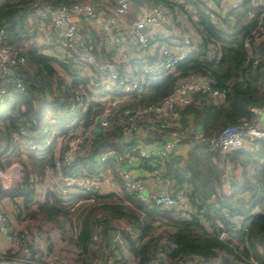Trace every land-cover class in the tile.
I'll return each mask as SVG.
<instances>
[{
	"label": "built area",
	"instance_id": "built-area-1",
	"mask_svg": "<svg viewBox=\"0 0 264 264\" xmlns=\"http://www.w3.org/2000/svg\"><path fill=\"white\" fill-rule=\"evenodd\" d=\"M154 1L150 7L137 4L135 16L129 19L126 15L131 0H75L54 7L37 6L25 15L28 24L34 18L39 21L42 45L49 47L42 53L69 65L82 82L71 87L72 77L61 73L64 82L59 89L66 96L56 91L51 94L49 87H55L51 82L32 107L35 110L39 101L36 112L42 116L21 122L17 131L12 132L26 156L32 154L38 160L50 158L41 176L28 175L32 197L26 207L21 195L9 201L13 215L21 218L20 224H10L2 199L3 191L22 183L20 169L5 168L1 162L3 156L0 158V234L7 243V249L0 253V264H77L80 250L72 249L71 255L76 256L66 259L57 250L58 243L75 247L67 242V236L75 239L77 235L73 217H70L71 227L68 222L64 224V235L48 222L28 217L29 212L37 211V205L44 201L45 192L52 193L63 205L68 204L71 196L78 197L74 202L77 204L79 199L93 201L94 194L118 192L124 196L126 193L160 213L166 210L170 216L188 219L193 213L192 187L190 184L175 186L174 181L165 176L166 162L177 147L204 144L210 153L217 155L218 165L225 167V175L229 176L233 166L228 155L239 150L251 152L256 140H264V107H250L251 119L241 118L236 125H227L210 137L191 125H180L176 111L191 103L194 94L207 95L213 104L224 101L226 91L214 88L212 80L201 73L177 76L167 95L156 102H140L150 83L163 75L176 74L178 62L199 49L203 41L197 31L196 10L183 0ZM196 1L206 7L210 21L215 22L218 10L212 1ZM225 1L228 7H237L244 0ZM249 3L252 7L259 6L264 14V0H249ZM247 13L248 18L255 15L253 10ZM160 26L166 27V32L158 31ZM191 30L196 35L194 41ZM6 38L4 27H0V104L10 95L8 87L15 92L25 90L21 71L26 68L27 59L22 51L8 45ZM263 40L264 32L254 30L243 39L246 59L252 61V65L258 61L254 46ZM203 51V59L220 57L217 45L211 41L205 42ZM53 67L59 73L60 68ZM43 104L48 107L47 112H43V108L40 112ZM49 126L55 127L50 133ZM112 127L119 134L113 138L112 146L100 147L92 155L95 169L75 165L76 158L88 152L91 139L98 135L97 129L104 133ZM137 162L148 167L142 178L134 175L132 167ZM248 171L256 174L253 165ZM226 178L222 177L227 183ZM239 219L241 217L236 216L234 221L237 223ZM158 220L164 219L159 217ZM102 221L97 219L93 223L89 235L94 249L100 248L101 257L89 264H115V261L118 264L133 259L122 232L136 237L135 229L122 218H112L104 236ZM217 225L222 227L219 221ZM218 237L222 238V233ZM166 238L168 236L159 242L160 250L143 264L196 262L185 257L171 262L168 253L172 245ZM138 244L136 241L135 245ZM135 262L138 264L137 258ZM234 263L239 264L237 260ZM198 264L214 262L207 260Z\"/></svg>",
	"mask_w": 264,
	"mask_h": 264
},
{
	"label": "trees",
	"instance_id": "trees-1",
	"mask_svg": "<svg viewBox=\"0 0 264 264\" xmlns=\"http://www.w3.org/2000/svg\"><path fill=\"white\" fill-rule=\"evenodd\" d=\"M72 1L75 0L0 1V27H4L7 44L24 51L27 64L21 71V82L25 90L27 89L25 83H28L29 87L33 86L28 94L36 100L40 95L45 94V88L51 82H54L55 86L53 89L49 87L51 94L56 91L57 94L66 96L59 89L64 82L62 72L72 77L71 87L82 82V79L69 65L42 53L47 46L37 44V41L31 39L30 35L35 34V31L33 26L25 21V15L37 6L54 7ZM211 1L218 10L213 23L210 21V13L206 11V7L194 2L198 16L197 31L203 36L199 49L189 52L184 60L178 62L176 74L163 75L150 83L147 94L140 101L141 103L156 102L167 95L177 76H186L190 72L207 76L212 80L214 88L226 91L224 101L213 104L207 95L196 93L191 103L176 111L181 126L191 125L206 137L216 135L227 125H236L241 118L251 119L250 107H264V40L254 46L258 58L256 65H252V61L246 59L242 45L244 37L250 31L264 32V14H261L259 6L252 7L249 0H244L237 7H228L225 0ZM131 2L127 18L135 16L137 4L144 3L150 7L155 3L154 0H131ZM249 10L255 12L253 18H248ZM29 39L34 43H29ZM207 41L217 45L220 52L218 59H203L204 44ZM55 61L62 72L58 73L54 69L52 63ZM50 78L53 79L49 80ZM7 90L10 95L0 104V114L7 109H10V112L6 116H0V121L2 123L7 120L9 127L8 130L0 132V158L11 144L9 132L17 131L21 122L37 118L39 114L32 111L34 102L24 96L22 91L15 92L12 87H8ZM19 97H22L21 102L16 108L15 98L18 100ZM97 134L91 139L88 152L76 158L75 165L83 164L89 167L86 165L89 158L91 157L92 162V155L97 149L112 146L113 138L119 133L115 127H112L110 131L104 133H100L97 129ZM10 152L12 154L14 150ZM29 159L38 160L32 156H29ZM228 159L233 168L239 169V175L230 182V193L222 191L223 181L217 155L210 153L204 144L191 145L183 167H179L177 160L173 158L166 162L165 174L173 179L175 186L180 187L182 183H186L192 187L193 213L188 219L170 216L166 210L160 213L154 207L147 208L126 193L123 201L113 200L110 194L103 196L94 194L96 198L91 203H84L85 206L77 208L74 212L75 216H71L72 213L67 205H63L50 192H45L44 201L39 203L37 211H32V216L28 217L48 222L56 227L61 235L65 234L66 222L71 227L70 217H73L77 235L75 239L67 238V242L80 250V255L76 258L77 264H89L101 257L100 248L94 249V244L89 240L92 225L97 219H102L105 224L102 230L105 236L110 229L106 227L108 221L112 218H122L135 229L137 235L135 238L138 241V238L149 233L153 222L159 217L176 228L166 238L172 245L168 253L171 262L185 257L192 261L196 259L194 264L207 260L214 264H235V259L239 264H264V212H261L264 211V140H256L254 150L251 152L233 151L228 155ZM41 161L42 164L37 170L32 169V165L29 171L25 169L19 186L2 193L9 194L10 197L23 196L26 207V203L32 197L28 175L41 176L44 166L50 163V158L46 157ZM91 165L95 167L93 163ZM251 165L254 166L255 175L248 171ZM245 197L247 198L243 200ZM236 216L241 217L237 223L234 221ZM218 221L221 222L222 227L217 225ZM122 233L128 242L131 254L138 259V264H143L144 260L160 250L157 238H147L142 244L134 245L135 239L127 233ZM220 233L223 235L222 238L218 237Z\"/></svg>",
	"mask_w": 264,
	"mask_h": 264
},
{
	"label": "crops",
	"instance_id": "crops-1",
	"mask_svg": "<svg viewBox=\"0 0 264 264\" xmlns=\"http://www.w3.org/2000/svg\"><path fill=\"white\" fill-rule=\"evenodd\" d=\"M184 2H186L187 4L186 5H189L190 7H191V9H193V10H197L196 9V6H195V4H194V2H197L196 0H183ZM203 2H205V3H207V1L206 0H203ZM188 10V9H187ZM183 13H187L188 11H182ZM129 19V18H128ZM29 25H31V23L29 24ZM37 25H38V22H37ZM34 29V28H33ZM37 30H38V27H37ZM35 31V30H34ZM158 31H160V32H166V27H162V26H160L159 28H158ZM36 32V31H35ZM38 32H39V30H38ZM191 33H192V41H194L195 39H196V35H195V33H194V31H192L191 30ZM32 40H34V41H37V44H39L38 42L40 41L41 42V33L39 32V36H37V37H34ZM31 39H29L28 41H29V43H34V41H32ZM42 45V44H41ZM45 46V45H44ZM48 48V47H47ZM49 49V48H48ZM62 69L60 68V71H61ZM59 71V72H60ZM62 72V71H61ZM63 73V72H62ZM188 119V121H190V117H188L187 118ZM189 124H190V122H189ZM189 149H190V146L189 145H187V144H181V145H179L178 147H177V149H176V152H175V154L172 156V158L175 160H177V165L179 166V167H183V165H184V160L186 159V157H187V155H188V151H189ZM41 160H43V159H39V160H36V161H32V162H30L31 163V165L32 164H34V165H32V169H38L39 168V166L42 164V161ZM105 167H108V164H105L104 165ZM91 168L94 170L95 169V167L94 166H91ZM133 170H134V175L136 176V177H138V178H142V175H143V173H144V171H147V169H148V167L145 165V164H143V163H139V162H137V163H135L134 165H133ZM110 173H111V175H112V171H110ZM165 176H166V178L167 179H170V180H173V179H171V178H169L168 177V175L167 174H165ZM113 178H114V180L119 184V180H118V178L116 177V175H113ZM183 184H186V183H182L181 185H183ZM120 193H122V191L120 192ZM111 195V197H112V199L113 200H115V201H123V196L122 195H120V194H118V192L117 193H114V194H110ZM9 196V197H8ZM11 198L12 197H10V195L9 194H2V199H3V209H5V211L8 213V215H9V222H10V224H12V225H15V224H20V223H22V222H20V220L21 219H19V217L17 216V215H13V211L10 209V206H9V201L11 200ZM147 208H152V207H147ZM31 212L32 211H30L29 212V214H28V216L29 217H31L32 215H31ZM176 230V228L175 227H173V226H171V225H169L167 222H165V220H156L155 222H153V224H152V226H151V229H150V231H149V233L146 235V236H142L141 238H138V241H139V243H143V242H145V240L147 239V238H154V239H158L157 240V243H159L161 240H163L166 236H170L174 231ZM130 237V236H129ZM133 239H135V241H133V243H134V245H135V243H136V241H137V239L134 237V236H131ZM130 237V238H131ZM131 238V239H132ZM137 241V242H138ZM168 242V241H167ZM128 242L126 241V244H127ZM76 247H68V246H64V245H62L61 243H58V248H57V250H58V254H60L61 255V257H63V258H71V257H73V256H76V255H71L72 254V249H75ZM127 248H128V244H127ZM7 249V243H6V241H5V237H4V235L2 234H0V253L1 252H3L4 250H6ZM77 249V248H76ZM128 250H129V248H128ZM130 251V250H129ZM130 254H131V252H130ZM132 255V254H131ZM135 260H136V258L135 257H133V259H131V260H127V261H125V260H123V261H121V262H119L118 264H122L123 262H124V264H136V262H135Z\"/></svg>",
	"mask_w": 264,
	"mask_h": 264
},
{
	"label": "rangeland",
	"instance_id": "rangeland-1",
	"mask_svg": "<svg viewBox=\"0 0 264 264\" xmlns=\"http://www.w3.org/2000/svg\"><path fill=\"white\" fill-rule=\"evenodd\" d=\"M1 1V0H0ZM92 1H95V0H92ZM35 19V18H34ZM37 22H38V25H39V21L38 20H32V23H31V25L33 26V28H34V30L36 31L35 32V34H31L30 36H31V39H33L34 37H37V36H39V32H38V30H37V27H38V25H37ZM228 31V30H227ZM39 44H43L42 42H38ZM30 47H31V45H30ZM17 49H19L20 51H22V52H24L23 51V49H21V48H17ZM50 51V50H49ZM46 54V53H45ZM48 57H50V55L48 56ZM52 58H54V56H51ZM53 65H58L57 64V61H55L54 63H52ZM26 85L25 86H27V89L26 90H24L23 91V95L24 96H27V97H29L31 100H32V103L33 102H35L36 101V98H34L33 96L32 97H30L29 96V94L28 93H30L31 92V90H32V85H31V87H29V85H28V83H25ZM48 88V87H47ZM34 94V93H33ZM22 95V94H21ZM21 98L22 97H19L18 98V100H17V98H15V105L16 106H14V107H18V103H20L21 102ZM38 103H39V101L35 104V106H37L36 107V109L35 110H32L33 112H35L36 113V111H37V109H38ZM34 104V103H33ZM34 106V107H35ZM42 108H43V112H47L48 110H47V108L48 107H46L45 108V106H44V104L42 105V107H41V109H40V112H42ZM9 110V111H8ZM9 112H10V109H7L4 113H2V114H0V116H6V115H8L9 114ZM39 114H41V116H42V113H39ZM38 114V115H39ZM28 115H31V114H28ZM37 115V118L36 119H38V116ZM40 116V117H41ZM39 117V118H40ZM7 125V126H4V125ZM8 127H9V125H8V122H7V120H5V122H2L1 123V121H0V132H4V130L6 131V130H8ZM49 133L50 132H52L54 129H55V127L54 126H49ZM11 133V131L9 132V135H10V138H11V144L9 145V147L7 148V150H5L4 152H6V153H3L1 156H3L2 158H1V162H3L4 163V165H6V167L5 168H7V167H12L13 169H17L18 168V170L20 169V176H23L24 175V171H25V169L26 170H28L29 171V169L31 168L30 166H31V163L30 162H32L33 160H31V159H29V156H32V158H33V155L32 154H30V155H28V156H26V154H24L23 152H22V148H21V146L17 143V141L16 140H14V136L12 135V133ZM3 144V143H2ZM4 150V148L2 149V151ZM14 150V153H12L11 154V152L10 151H13ZM92 162H91V157L89 158V160H88V162L86 163V165L87 166H89V167H91L92 165ZM32 165H34V164H32ZM219 166V169H220V171H221V178L223 177H227L226 178V180L227 181H229V182H224L223 184H222V191L224 192V193H230V191H231V188L229 187L230 186V182H231V180H235L234 178H236L238 175H239V169L237 168L236 169V167H234L233 169H231L230 168V170H232V172H231V174L229 175V176H226L225 175V172H224V170H225V167L223 168L222 167V165H218ZM238 182H240V181H238ZM228 183H229V185H228ZM92 197V199H94V198H96L95 197V195H92L91 196ZM78 197L77 196H71V197H68V204H67V207H68V209L71 211V213L73 214H70L71 216H75L74 214V212H75V210L77 209V208H81V207H83V206H85V204H88V203H91L92 201H89V202H86V201H83V200H81V199H79V201H77L76 203L77 204H75L74 202L76 201V199H77ZM247 197H245V198H243V200H245ZM70 199H72V200H70ZM60 200V199H59ZM85 203V204H84ZM67 238H69L68 236H67ZM235 260H237V259H235Z\"/></svg>",
	"mask_w": 264,
	"mask_h": 264
},
{
	"label": "clouds",
	"instance_id": "clouds-1",
	"mask_svg": "<svg viewBox=\"0 0 264 264\" xmlns=\"http://www.w3.org/2000/svg\"><path fill=\"white\" fill-rule=\"evenodd\" d=\"M222 179V178H221ZM222 181H223V179H222ZM223 183H224V181H223Z\"/></svg>",
	"mask_w": 264,
	"mask_h": 264
}]
</instances>
